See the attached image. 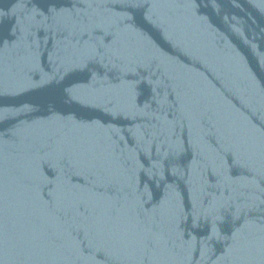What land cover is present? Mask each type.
Segmentation results:
<instances>
[{"label":"water","instance_id":"obj_1","mask_svg":"<svg viewBox=\"0 0 264 264\" xmlns=\"http://www.w3.org/2000/svg\"><path fill=\"white\" fill-rule=\"evenodd\" d=\"M0 264H264V0H0Z\"/></svg>","mask_w":264,"mask_h":264}]
</instances>
